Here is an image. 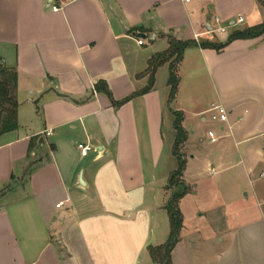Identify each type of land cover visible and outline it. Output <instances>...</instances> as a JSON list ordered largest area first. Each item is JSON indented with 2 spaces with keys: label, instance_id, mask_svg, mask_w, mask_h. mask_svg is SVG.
<instances>
[{
  "label": "crops",
  "instance_id": "0c3cea01",
  "mask_svg": "<svg viewBox=\"0 0 264 264\" xmlns=\"http://www.w3.org/2000/svg\"><path fill=\"white\" fill-rule=\"evenodd\" d=\"M263 22L258 0H0V64L18 74V128L0 136V264H159L149 248L164 244L170 227L174 111L188 134L189 191L179 203L183 228L172 264H264L261 208L246 221L232 211L234 182L211 193L223 205L219 214L199 201L206 165L212 175L230 173L222 183L243 170L258 194L264 35L228 40ZM170 38L228 43L185 50L173 101L169 62L157 68L150 91L119 107L96 89L106 81L115 100L144 89L150 58ZM214 105L226 107V122L212 119ZM78 144L92 150L82 156ZM236 186L239 199L251 195Z\"/></svg>",
  "mask_w": 264,
  "mask_h": 264
},
{
  "label": "trees",
  "instance_id": "16d2710c",
  "mask_svg": "<svg viewBox=\"0 0 264 264\" xmlns=\"http://www.w3.org/2000/svg\"><path fill=\"white\" fill-rule=\"evenodd\" d=\"M264 6V0H258ZM264 35V22L243 30H236L230 36L229 41L235 39L255 38ZM227 42V43H228ZM226 43V44H227ZM226 44H214L210 42H198L195 40L180 41L170 38L169 47L162 53L153 55L148 62L147 72L149 73L148 85L141 91L130 95L122 100H115L108 84L104 80L96 83V89L104 93L111 100L115 107H119L135 96L143 95L150 91L154 84V75L157 68L165 63H170V76L168 85L170 90V101L176 97L179 75L178 67L182 61L185 50L188 47L199 46L202 48H215L221 50ZM17 81L18 74L14 69H8L0 64V136L18 128V99H17ZM176 129V138L173 147V154L177 157L179 167L170 174L166 189L170 191V199L165 206L170 223V234L168 240L160 245L149 248L152 260L159 264H172L171 254L179 241L180 231L183 227V215L179 208V201L188 193L189 187L183 180V174L186 167V157L181 152V148L187 140V131L183 127V115L174 111ZM33 149V141L30 145V151Z\"/></svg>",
  "mask_w": 264,
  "mask_h": 264
},
{
  "label": "rangeland",
  "instance_id": "374dc122",
  "mask_svg": "<svg viewBox=\"0 0 264 264\" xmlns=\"http://www.w3.org/2000/svg\"><path fill=\"white\" fill-rule=\"evenodd\" d=\"M255 16H253L251 18H246V21L242 22L239 26L243 27V26H246L248 23L254 22ZM181 152H182V154H185L183 147L181 148ZM174 163H175L174 164L175 165L174 169L177 170L178 167H179V162H178V159H177L176 156H175V159H174ZM202 169H203L202 171H204L203 172V178H202V180L199 181V183H202V185L205 184L207 186V194L204 197H202L203 198L202 200L200 199L199 201H202L203 203H206V204L208 202H211L209 207L212 208V210H215L214 211L215 214H217V213L219 214L220 210H222V206L223 205L218 203L219 202V197H215V199L210 198L211 197V193L215 191L214 189L216 187H219V191L222 192V190H223L222 186H224V184L225 185L226 184L227 185H231L232 182H234L235 188L234 187H232V188L230 187L229 189L227 188V191L230 194V196L231 195L233 197L237 196V201L230 205L232 211L236 210V211L240 212L241 217L244 218L243 219L244 221H246L247 219L253 217L252 214H254V212H257L260 208L264 211V177L260 178L259 175H258L261 171H264V166L258 167L257 170H256V173L254 174V177H253V180L255 182L254 183L255 187L258 188L257 196L253 195V191H252V189H251V187L249 185L248 178L246 177V174H245V172L243 170H242L241 174L238 175V177L236 178L235 181H234V179L230 178L231 176H227L226 177V179L228 180L227 183H222V182H219L218 179L221 178V177H225L226 175H229L230 173L222 172V173H218V174H213L212 175L209 172L210 169H208L207 165L204 166ZM193 170H196V167H194ZM169 178H170V176H169ZM257 178H258V180H257ZM168 181H169V179H168ZM167 185H168V182H167ZM234 185H232V186H234ZM236 185H240L241 189H244V191H250L251 195L248 198L239 199V197H238L240 195L239 191H241V190H240V188H237L238 186H236ZM238 193H239V195H236ZM169 199H170V193H169V195L167 196V198L165 200L166 201L165 206L167 205ZM258 202L260 203L261 207H258V205H257ZM179 203H180V201H179ZM179 208H180V206H179ZM165 210H166V208H165ZM200 210L203 212V206H201ZM165 212H167V210ZM165 212H164V215H165V218L167 220V214ZM165 230H167V231H165V235H166L165 241H167L168 238H169V234H170V227L169 226L166 227ZM180 233H181V231H180ZM179 240H180V235H179ZM56 246H57V244H56ZM205 246L206 245H203V247H205ZM199 250H201V249H199ZM192 254L195 255L193 257H195V258L198 257L199 259L202 256V253H198V252H193ZM208 254H209V252H206V256Z\"/></svg>",
  "mask_w": 264,
  "mask_h": 264
},
{
  "label": "built area",
  "instance_id": "2783aa9c",
  "mask_svg": "<svg viewBox=\"0 0 264 264\" xmlns=\"http://www.w3.org/2000/svg\"><path fill=\"white\" fill-rule=\"evenodd\" d=\"M189 1V0H186ZM53 10H58L59 7L56 6L55 4L53 5ZM219 21V19L217 18V22ZM243 18H239L236 22H233L231 25L227 26V27H231L234 26L236 23L242 22ZM216 31H220V32H224L226 29L225 27H219L217 29H215ZM213 30V31H215ZM144 43L143 39L139 38L138 39V44L142 45ZM213 108L216 110V113L213 114L212 119L218 122H226L228 119V110L226 109V107H224L223 105H214ZM208 136L211 140V142H216L218 141L219 137L216 135V133L214 131H209L208 132ZM78 149L81 153L82 156H87L88 153L92 150V146L89 144H78ZM212 172H214V170H212ZM60 204H57V207H60Z\"/></svg>",
  "mask_w": 264,
  "mask_h": 264
}]
</instances>
